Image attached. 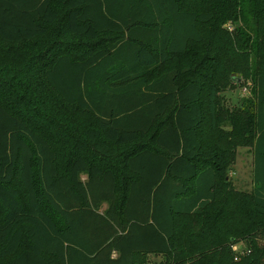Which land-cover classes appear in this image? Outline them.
<instances>
[{
    "label": "trees",
    "instance_id": "1",
    "mask_svg": "<svg viewBox=\"0 0 264 264\" xmlns=\"http://www.w3.org/2000/svg\"><path fill=\"white\" fill-rule=\"evenodd\" d=\"M150 254L264 264V0H0V264Z\"/></svg>",
    "mask_w": 264,
    "mask_h": 264
},
{
    "label": "rangeland",
    "instance_id": "2",
    "mask_svg": "<svg viewBox=\"0 0 264 264\" xmlns=\"http://www.w3.org/2000/svg\"><path fill=\"white\" fill-rule=\"evenodd\" d=\"M58 24L61 25V22ZM60 25L55 27V31L60 29ZM62 30V29H61ZM62 39L79 42V38L70 35H65ZM75 44V43H74ZM252 91V83L247 82L244 87L234 85L221 93L226 103L230 106L237 105L239 99L243 97H250ZM252 165L253 155L250 148L240 147L237 150L236 159L234 164L228 170V176L234 187L240 191L249 192L253 187L252 182ZM82 177H84L82 175ZM106 207V203L102 204V209ZM238 256L246 254V246L244 243H237L234 245ZM160 255H147L144 259L145 264H159L162 260Z\"/></svg>",
    "mask_w": 264,
    "mask_h": 264
},
{
    "label": "crops",
    "instance_id": "3",
    "mask_svg": "<svg viewBox=\"0 0 264 264\" xmlns=\"http://www.w3.org/2000/svg\"><path fill=\"white\" fill-rule=\"evenodd\" d=\"M252 171H253V165H252ZM83 176H84V177H82V178H85V175H83ZM102 204H103V203H102ZM102 204H101V206H100V208H99V212H100V213L103 212V211L106 209V207L102 209ZM106 206H107V204H106ZM116 255H117V253L114 252L113 255H112V257H116Z\"/></svg>",
    "mask_w": 264,
    "mask_h": 264
},
{
    "label": "built area",
    "instance_id": "4",
    "mask_svg": "<svg viewBox=\"0 0 264 264\" xmlns=\"http://www.w3.org/2000/svg\"><path fill=\"white\" fill-rule=\"evenodd\" d=\"M229 29H232L230 25L227 26ZM233 249L236 251L235 246L233 245ZM237 258V257H236Z\"/></svg>",
    "mask_w": 264,
    "mask_h": 264
}]
</instances>
